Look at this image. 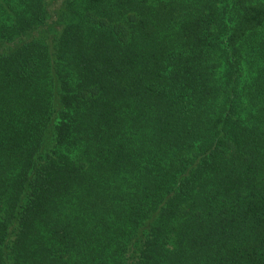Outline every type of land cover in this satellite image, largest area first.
<instances>
[{
	"label": "trees",
	"instance_id": "trees-1",
	"mask_svg": "<svg viewBox=\"0 0 264 264\" xmlns=\"http://www.w3.org/2000/svg\"><path fill=\"white\" fill-rule=\"evenodd\" d=\"M0 264H264V0H0Z\"/></svg>",
	"mask_w": 264,
	"mask_h": 264
}]
</instances>
